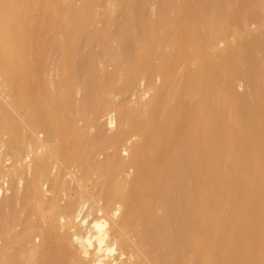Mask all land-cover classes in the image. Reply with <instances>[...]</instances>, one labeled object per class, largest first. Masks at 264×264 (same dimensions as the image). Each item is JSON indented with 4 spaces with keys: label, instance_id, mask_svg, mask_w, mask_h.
<instances>
[{
    "label": "bare ground",
    "instance_id": "6f19581e",
    "mask_svg": "<svg viewBox=\"0 0 264 264\" xmlns=\"http://www.w3.org/2000/svg\"><path fill=\"white\" fill-rule=\"evenodd\" d=\"M263 186L264 0H0V264H264Z\"/></svg>",
    "mask_w": 264,
    "mask_h": 264
},
{
    "label": "rangeland",
    "instance_id": "374dc122",
    "mask_svg": "<svg viewBox=\"0 0 264 264\" xmlns=\"http://www.w3.org/2000/svg\"><path fill=\"white\" fill-rule=\"evenodd\" d=\"M30 18H31V20H35L36 19V14L35 13H32L31 14V16H30ZM91 30V28H89L88 30H87V32L86 33H88L89 31ZM120 85H116L115 87H113L114 89L115 88H118ZM121 100V96L119 95V96H116L115 98H114V101L115 102H119ZM104 120H105V118L104 117H102L101 119H100V121L101 122H104ZM100 122V123H101ZM103 144H104V142L102 141V139H100V138H97L95 141H94V145H93V147H92V152H97L102 146H103ZM125 150L123 149V151L118 155V157H120L122 154H123V152H124ZM118 157H115L114 159H113V161L116 163L117 162V159H118ZM101 158H102V156H101ZM114 169L115 170H120V169H124V167H122V166H116V167H114ZM224 173H225V171H224ZM105 177H107V175L106 176H104L103 178H105ZM103 178L102 179H100L98 182H97V184H99L102 180H103ZM261 185H262V183H260ZM258 185V184H257ZM256 186V185H255ZM262 187V186H261ZM264 187V186H263ZM254 188V187H253ZM258 188V187H257ZM254 189H256V188H254ZM258 189H260V187L258 188ZM260 190H263L262 188L260 189ZM259 190V191H260ZM254 192H257L256 190H254ZM255 201H257V200H255ZM252 203V202H251ZM258 203V201L256 202V204ZM253 204H255V202L254 203H252L251 205H253ZM122 209V207L119 209V210H121ZM131 229H134L133 231H135L136 230V228H131ZM49 241L50 242H52L51 241V239H49Z\"/></svg>",
    "mask_w": 264,
    "mask_h": 264
}]
</instances>
